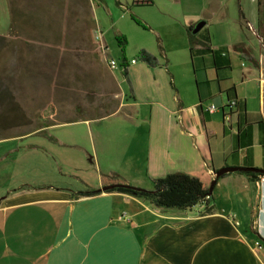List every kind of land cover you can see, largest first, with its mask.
<instances>
[{"label": "crops", "instance_id": "1", "mask_svg": "<svg viewBox=\"0 0 264 264\" xmlns=\"http://www.w3.org/2000/svg\"><path fill=\"white\" fill-rule=\"evenodd\" d=\"M252 2L251 13L238 8L236 39L214 45L213 35L223 29L217 24L228 23L226 4L215 2L203 13L200 4L163 0L169 32L187 38L170 49L188 50L191 75L187 65L182 69L186 77L177 80L174 63L159 61L153 67L132 59V94L120 88L115 113L77 121L90 125L115 119L96 129L92 166L98 179L92 188H102L103 177L117 175L153 189L154 179L179 172L211 186L222 168L264 169V40L248 28L259 33L258 0ZM201 21L198 41H207L221 55L191 54L187 27ZM232 100H237L234 109L228 107ZM211 105L217 107L213 112ZM25 185L30 188L19 189ZM77 192L51 183H22L0 197V264H264L260 176L227 173L216 180L208 203L188 209L159 208L116 191Z\"/></svg>", "mask_w": 264, "mask_h": 264}, {"label": "rangeland", "instance_id": "2", "mask_svg": "<svg viewBox=\"0 0 264 264\" xmlns=\"http://www.w3.org/2000/svg\"><path fill=\"white\" fill-rule=\"evenodd\" d=\"M154 1L7 0L8 24L6 2L0 0V197L22 183H51L74 191L97 184L92 166L96 129L115 119L90 125L64 122L96 117L106 105H120V88L130 92L122 75L124 56L130 65L132 59L140 61L139 52L146 49L160 62L174 63L177 80L186 77L184 65L190 77L188 50L170 49V44L181 45L187 38L169 32L163 0ZM184 1L200 4L203 13L215 2L229 7L228 23L217 24L223 29L213 35L214 45L236 39L234 18L240 5L249 13L255 8L252 0ZM212 29L215 32L214 25ZM96 33L102 35L106 56L117 62L116 69L109 68ZM117 36L127 40L124 53Z\"/></svg>", "mask_w": 264, "mask_h": 264}, {"label": "trees", "instance_id": "3", "mask_svg": "<svg viewBox=\"0 0 264 264\" xmlns=\"http://www.w3.org/2000/svg\"><path fill=\"white\" fill-rule=\"evenodd\" d=\"M138 4H151L152 0H135ZM258 25L259 30L258 34L263 38L264 40V0H258ZM194 26L187 27V36L189 40L190 45V51L191 54L194 55V53L197 51V53L200 54H208L211 53L214 57L219 54V52H216L215 50H212L207 41L199 42L198 41V35L194 32ZM119 45L122 48L123 53L125 52L127 40L124 36H117ZM200 48L196 50V46L199 45ZM139 60L150 65V66H158L159 60L151 54L146 49H143L139 52ZM123 71L122 75L125 77V79L129 82V72H128V66L129 62L124 56L123 58ZM130 85V93L132 94V87ZM235 101L236 104L234 107L230 106V102ZM229 102L228 107L231 109H234L237 107V100H232ZM112 104L106 105L104 108V113L99 114L96 117H77L76 119L70 120L68 122H76L81 120H95V119H101L104 117H108L116 112L119 105L116 108L112 107ZM49 125H56V124H49ZM43 127V126H42ZM42 127L38 128L42 129ZM248 175L257 177V176H263L262 174L253 173V172H247ZM154 187L153 189H145L141 187L134 186L121 177L117 175L113 176H105L103 177V186L113 185V184H119L120 187H117L113 190H109L107 192H120L125 193L128 195H131L133 197L144 199L147 201L152 202L156 207L159 208H165V209H188L192 208L198 204L208 203L209 199L212 197V193L210 194V186L205 184L201 179L198 177L186 174V173H170L164 177L157 178L153 180ZM48 187V186H45ZM30 188L29 185H25L19 189H28ZM34 189L37 187H33ZM42 188V187H39ZM18 189V190H19ZM98 189L96 188H88L85 191H79L75 193L79 196H93L98 194ZM208 205V204H207Z\"/></svg>", "mask_w": 264, "mask_h": 264}, {"label": "water", "instance_id": "4", "mask_svg": "<svg viewBox=\"0 0 264 264\" xmlns=\"http://www.w3.org/2000/svg\"><path fill=\"white\" fill-rule=\"evenodd\" d=\"M204 25H205V22L199 23L195 27L194 32L197 33ZM232 172H253V173H258V174L264 175V169H260V168H252V167H226V168H222L219 171H217L215 174V179L212 181L211 186H210V194L213 192V188L216 184V180L218 178L222 177L223 175H225L227 173H232ZM120 186L121 185H119V184L103 186L102 188H99L97 190V192L98 193L107 192L109 190H113V189L120 187Z\"/></svg>", "mask_w": 264, "mask_h": 264}, {"label": "built area", "instance_id": "5", "mask_svg": "<svg viewBox=\"0 0 264 264\" xmlns=\"http://www.w3.org/2000/svg\"><path fill=\"white\" fill-rule=\"evenodd\" d=\"M248 28H249L250 30H253L254 33H255L257 36H259L258 33L253 29V27H252L250 24H248ZM95 41H96V43H97V45H98V48L101 50L102 54L106 57V61H107V64H108L109 68H110L111 70L116 69V68L118 67L117 62H116L115 60H113V59H109V58H107V56H106V55H107V47H106V45H105V42H104V40H103L102 35L99 34V33H96V35H95ZM135 61H136V60H132V63H135ZM235 104H236L235 101L230 102V106H231V107H234ZM216 109H217V107H216L215 105H211V106L208 108V111H209V112H213V111H215ZM260 181H261V182H264V176H261V177H260ZM257 245L259 246V248H261V246H260L259 243H257Z\"/></svg>", "mask_w": 264, "mask_h": 264}]
</instances>
